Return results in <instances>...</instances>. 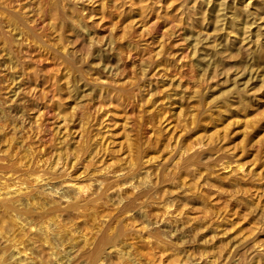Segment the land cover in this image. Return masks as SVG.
Masks as SVG:
<instances>
[{
  "label": "rangeland",
  "instance_id": "1",
  "mask_svg": "<svg viewBox=\"0 0 264 264\" xmlns=\"http://www.w3.org/2000/svg\"><path fill=\"white\" fill-rule=\"evenodd\" d=\"M0 264H264V0H0Z\"/></svg>",
  "mask_w": 264,
  "mask_h": 264
},
{
  "label": "bare ground",
  "instance_id": "2",
  "mask_svg": "<svg viewBox=\"0 0 264 264\" xmlns=\"http://www.w3.org/2000/svg\"><path fill=\"white\" fill-rule=\"evenodd\" d=\"M31 176V175H30ZM45 190V189H44Z\"/></svg>",
  "mask_w": 264,
  "mask_h": 264
}]
</instances>
